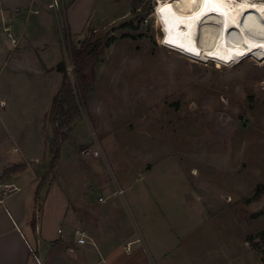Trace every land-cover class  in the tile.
<instances>
[{
  "label": "rangeland",
  "instance_id": "374dc122",
  "mask_svg": "<svg viewBox=\"0 0 264 264\" xmlns=\"http://www.w3.org/2000/svg\"><path fill=\"white\" fill-rule=\"evenodd\" d=\"M63 1L55 11L43 0H7L0 12V55L39 48L47 67L64 60L69 75V43L78 48L89 30L116 38L63 128L53 168L58 139L48 112L61 75H35L41 97L27 99L35 78L22 65L31 54L6 59L0 71V151L22 146L25 161L12 151L20 161L10 169H27L15 197L33 227L34 239L25 233L32 248L40 229L67 235L61 200L67 221L73 211L102 231L94 237L106 238L103 255L102 240L91 248L102 258L124 246V255L142 250L140 264H264V51L221 61L173 48L157 0L134 12L131 0ZM128 22L136 28L119 27ZM130 239L138 240L126 246ZM65 246L62 239L54 252L69 257ZM101 263L95 256L87 264Z\"/></svg>",
  "mask_w": 264,
  "mask_h": 264
},
{
  "label": "crops",
  "instance_id": "0c3cea01",
  "mask_svg": "<svg viewBox=\"0 0 264 264\" xmlns=\"http://www.w3.org/2000/svg\"><path fill=\"white\" fill-rule=\"evenodd\" d=\"M41 1V0H40ZM29 4L32 6L36 2L31 3L30 0H28ZM64 1L61 3L63 6ZM60 5V6H61ZM4 7V6H3ZM131 12V10H130ZM130 12L124 14L121 19L129 16ZM39 48H24L19 51H15L14 53H11L8 57L5 55L7 52H10L12 49L3 50V52L0 55V71L2 70V67L5 65L6 59H8L7 65L12 62L11 60L15 59L19 62H24L27 60V56L31 54L32 60L31 61H25L22 65L23 68L31 69V72L34 73L35 81L31 85L35 86L32 88L30 93L27 94V99H35L40 98V93H38V90H35L38 84H41L39 82H42V79L38 77H35V75H41L45 74V70L48 71V73L55 72L54 67H47L45 62L43 61L41 55L37 52ZM2 51V50H1ZM2 61V62H1ZM15 62V61H14ZM21 67V68H22ZM17 69V67H16ZM32 75V74H31ZM28 78H32L28 77ZM31 82L32 79L30 80ZM60 82V80H59ZM55 92L52 94L50 99L53 97ZM22 146H14L12 147L7 153L4 151H0V165H4L3 168H0V191H2V197H0V264H35L33 259V254L30 252V249L33 250L34 254L40 258L42 264H47L48 259H52L53 264H78V262L87 264L89 263V260L99 257L102 261H105V264H140L141 262V256H142V250L139 248H135V253H132L131 255H124L122 254V248H114L111 249L109 252L106 251V255L102 258L99 252L96 250L97 255H94L91 251V248L94 247V243H97L98 241L102 240L103 247H98L100 249V253L103 255L102 248L105 249V242L106 238L102 237L101 239L95 238L94 236L102 234V231H94L91 224L88 225L85 220L82 221V219L78 222L77 215H75L76 212L71 213V215L68 217V221L66 220V213L64 211V215L61 216V209L62 205L60 203L61 200L57 201V207L59 209V213L57 215V219L59 221H63L64 228L67 232V235L65 238H58L53 237L49 238L47 233L42 229H40V235H44L41 237L40 235L37 236V246L33 247L30 244V241L26 237V231L31 233L29 236H31V239H34V232H32L33 227L30 225L31 221L28 219L27 211L24 208H21V206L18 205V197L17 194H19L23 188L19 187L17 183L22 182V175L23 172L27 169H18L15 168L12 172L10 167L17 161L13 162L12 157L10 154L12 151H15L17 149L18 152L21 154V148ZM23 153V152H22ZM21 160L25 161L24 154H21ZM35 158L34 160H36ZM38 160H36L37 162ZM9 164V166L7 165ZM9 167V168H8ZM8 169V170H7ZM7 170V171H6ZM33 169H30V172ZM5 171V172H4ZM34 171V170H33ZM32 174V173H31ZM7 187V191L5 194H3V188ZM117 192H120L118 190ZM64 209L67 208V206H63ZM76 218L77 225L71 224L70 221L74 220ZM32 220V219H31ZM72 222V221H71ZM78 227V228H77ZM167 228V227H166ZM80 229L83 230L86 234V240L83 244H78L76 241L75 236V230ZM97 229V228H96ZM167 233L171 236L172 231L170 229H167ZM96 232V233H95ZM58 233V230H57ZM47 234V235H46ZM169 236V238H170ZM33 237V238H32ZM64 241V245L67 252L69 254V257H66L64 254L62 255L60 252H54V249H56V244L59 241ZM138 239H130L126 246H128L130 243L137 242ZM140 240V239H139ZM141 241V240H140ZM63 243V242H62ZM43 244L47 245L46 247L42 246ZM91 246V247H89ZM58 251V250H57ZM145 252V251H144ZM76 253V257H73ZM121 256V257H120ZM123 256V257H122ZM104 264V263H101Z\"/></svg>",
  "mask_w": 264,
  "mask_h": 264
},
{
  "label": "bare ground",
  "instance_id": "6f19581e",
  "mask_svg": "<svg viewBox=\"0 0 264 264\" xmlns=\"http://www.w3.org/2000/svg\"><path fill=\"white\" fill-rule=\"evenodd\" d=\"M167 43L221 61L264 51V0H157Z\"/></svg>",
  "mask_w": 264,
  "mask_h": 264
},
{
  "label": "trees",
  "instance_id": "16d2710c",
  "mask_svg": "<svg viewBox=\"0 0 264 264\" xmlns=\"http://www.w3.org/2000/svg\"><path fill=\"white\" fill-rule=\"evenodd\" d=\"M143 0H131L132 11L134 12ZM133 27L131 22L123 23L119 26ZM115 37H107L105 40L96 38L94 32L89 30L88 35L78 48H74L70 43L69 49V63L72 67L71 75L68 74L67 64L61 60L55 67L54 71L61 75L60 87L51 99L48 122L53 126V134L58 139L54 143L53 161L50 167L57 165L55 160L58 159L60 143L63 142L67 136L66 132L69 123L72 119L79 115L80 109L84 106L85 96L90 88V82L94 77V66L98 63L103 51L108 48L114 41ZM63 128H66L64 132ZM264 235V231L259 233ZM251 239V238H249ZM255 246V245H253ZM264 260V252H262Z\"/></svg>",
  "mask_w": 264,
  "mask_h": 264
},
{
  "label": "built area",
  "instance_id": "2783aa9c",
  "mask_svg": "<svg viewBox=\"0 0 264 264\" xmlns=\"http://www.w3.org/2000/svg\"><path fill=\"white\" fill-rule=\"evenodd\" d=\"M6 1L7 0H0V12L2 11L4 3ZM30 1H31V3H33V2H36V1H40V0H30ZM43 1H47V7L49 9H53L55 11H57V9L60 7L61 3L63 2V0H43ZM34 13H38V11L35 10ZM3 31L7 34L8 38L11 37L10 28L8 26H4ZM4 189H5V191H3V194L6 193V190L8 188L4 187ZM0 201H1V199H0ZM75 236H76V241H77L78 244L85 243L86 234H85V232L83 230H80V229L75 230ZM30 252H32V254H33V259H34L35 264H42L40 258L37 257L34 254L32 249H30Z\"/></svg>",
  "mask_w": 264,
  "mask_h": 264
}]
</instances>
